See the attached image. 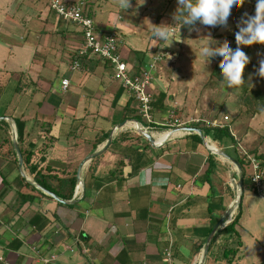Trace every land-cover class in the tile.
I'll list each match as a JSON object with an SVG mask.
<instances>
[{"label": "crops", "instance_id": "crops-1", "mask_svg": "<svg viewBox=\"0 0 264 264\" xmlns=\"http://www.w3.org/2000/svg\"><path fill=\"white\" fill-rule=\"evenodd\" d=\"M88 2L97 31L120 35V54L135 71L148 65V53L165 48L162 33L170 28L160 23L165 18L169 23L168 16L158 18L146 37L135 22L139 12L122 14V0ZM182 2L168 4L171 11L180 4L178 23ZM83 43L82 29L57 16L49 0H0V259L228 264L224 251L236 248L233 264H264V248L242 203L253 170L249 165L244 177L230 160L262 155L254 142L259 114L250 116L239 137L229 115L225 121L199 111L189 78L162 72L158 64L153 123L146 125L108 62L88 55L80 58V69L71 70ZM228 104L239 110L238 118L248 115L240 102ZM172 115L186 130L168 126ZM212 121L223 123L237 143L204 123ZM210 162L214 169L208 175ZM37 174L61 186L63 194L75 179L74 195L79 189L80 197L61 203L39 189ZM240 203L236 233L226 234Z\"/></svg>", "mask_w": 264, "mask_h": 264}, {"label": "rangeland", "instance_id": "rangeland-1", "mask_svg": "<svg viewBox=\"0 0 264 264\" xmlns=\"http://www.w3.org/2000/svg\"><path fill=\"white\" fill-rule=\"evenodd\" d=\"M122 1L125 9L122 14L139 12L135 22L141 23L146 37L152 34L158 18L168 16L169 23L165 18L160 23L162 28L173 26L176 31L172 35L170 29L162 33L168 35L164 38L165 48H161L168 56L159 63L163 67L161 71L190 79L194 105L205 117L225 119L229 115L230 122L235 121L238 127L236 134L241 137L240 132L248 125L250 116L259 114L258 126L254 123L257 128L254 142L260 144L259 151L264 155V0H183L178 12L187 10V15H181L184 18L179 23L175 17L180 4L171 11L170 0ZM189 13L206 17L195 21L189 18ZM190 25V31H186ZM147 56L150 57L149 53ZM216 71L225 73L227 79L219 80ZM238 102L248 110V115L238 118L239 110L228 104L238 105ZM225 140L231 143L232 138ZM226 154L233 155V151ZM242 203L249 214L248 221L253 222L251 231L258 235L263 249L264 197L246 182Z\"/></svg>", "mask_w": 264, "mask_h": 264}, {"label": "built area", "instance_id": "built-area-1", "mask_svg": "<svg viewBox=\"0 0 264 264\" xmlns=\"http://www.w3.org/2000/svg\"><path fill=\"white\" fill-rule=\"evenodd\" d=\"M49 6L50 9L61 19L74 23L82 29L84 43L77 53V59L72 63L71 70L74 71L80 69L82 66L80 58H85L88 55L99 57L108 62L113 70L114 79L121 82L124 89L132 94L142 122L146 125H151L153 123L152 104L154 100V73L157 65L164 57L168 56V53L160 48L158 51L150 55V61L146 67H142L139 71H135V69L130 67L120 54V35L116 32H112L102 36L97 31L95 19L89 13L88 0H77L73 3H70L68 0H49ZM174 31V29H170V35H172ZM167 36L168 35H163L164 38ZM62 84L64 90H67L69 80H63ZM224 120L227 121L228 117H225ZM136 122L137 123H135L134 126L139 127L141 124L138 121ZM194 122L199 123L200 121ZM204 123L207 126L217 129L225 128L223 123L219 121ZM168 126L174 129H183L185 124L172 115ZM142 129L148 133L146 128L143 127ZM242 158L253 170L251 175L252 188L257 193L261 194L264 186V170H261L260 162L250 153H245ZM79 197L80 191L77 189L74 195V200ZM170 258L171 256L168 254V262H170ZM0 260L4 262L3 264H9L2 258ZM55 260L56 257L52 256L51 259L42 260L41 264H53Z\"/></svg>", "mask_w": 264, "mask_h": 264}, {"label": "trees", "instance_id": "trees-1", "mask_svg": "<svg viewBox=\"0 0 264 264\" xmlns=\"http://www.w3.org/2000/svg\"><path fill=\"white\" fill-rule=\"evenodd\" d=\"M237 1L238 2H240V1L242 2V0H237ZM215 6H218V2H216ZM214 9H216V8L214 7ZM183 14L187 15V10H185V11L181 10L179 12V14H178V19H180V18L183 19L184 16H181ZM204 17H206V16H204L202 14L195 13L192 16L190 15L189 18H193V19H195V21H201ZM195 21L193 23H195ZM190 29H191V25L189 27H187L185 30L186 31H190ZM224 62H226V61H224ZM216 77H218V79L221 80V81H225L227 79L226 78L227 75L225 73L219 74L217 71H216ZM196 126L197 127H194V129H200L198 127V125H196ZM201 129L203 130L204 134H209V132H210L209 130L207 131V130H205L203 128H201ZM215 132H217L221 136L223 135L225 137H231L232 138V142L234 144H236L235 139L233 138V136L231 135V133H230V131H229V129L227 127L224 128V129H218ZM250 154L253 155L257 159L255 154H253V153H250ZM257 160L260 162V166H261V170H262L264 168V155H259ZM24 161L27 162L28 160L24 159ZM236 161L239 164V166L242 167L243 172H244V177H245L246 176L245 171H246L247 167H249V164L246 163L243 159H239V158H236ZM213 169H214V166L212 165V162H210V166H209V169L207 171V174L209 175ZM32 170H33V167H32ZM36 183L42 189H44L45 191H47V192H49L51 194L56 195L61 200H72L73 199L74 190H75V186H76V180L75 179H72V180L69 181L70 188H69L68 194H63V190H62L61 186L54 188L52 185L48 184L46 178L44 176L39 175V174H37V176H36ZM59 184L61 185V183H59ZM241 217H242V203L239 204L238 212L235 215L233 221L224 229L223 232L226 233V234H235L236 233L235 228H236V226H238ZM237 254H238V249L229 248V249H225L223 256H224L225 259H227L228 264H233V259H234V257Z\"/></svg>", "mask_w": 264, "mask_h": 264}, {"label": "water", "instance_id": "water-1", "mask_svg": "<svg viewBox=\"0 0 264 264\" xmlns=\"http://www.w3.org/2000/svg\"><path fill=\"white\" fill-rule=\"evenodd\" d=\"M197 133H198L199 135H201V137H203V133H202L201 130H197ZM148 138H149V137H148ZM149 139H150V138H149ZM150 141L153 142L152 139H150ZM222 154H223L224 156H226L224 153H222ZM226 157H228V156H226ZM230 160H232L235 164H238L236 160H234V159H232V158H230ZM238 165H239V164H238ZM39 189H41L42 191H44L47 195H49V196L53 197L54 199L60 201L61 203H65V202L59 200V198H58L56 195L51 194V193L45 191L44 189H42V188H40V187H39Z\"/></svg>", "mask_w": 264, "mask_h": 264}, {"label": "bare ground", "instance_id": "bare-ground-1", "mask_svg": "<svg viewBox=\"0 0 264 264\" xmlns=\"http://www.w3.org/2000/svg\"><path fill=\"white\" fill-rule=\"evenodd\" d=\"M138 128V127H137ZM140 128V127H139ZM140 131L143 133V134H145V135H147V136H150L145 130H143V129H141L140 128ZM169 136V133L168 134H166V135H164V136H162V138L159 140V141H156V142H161V141H163V140H165L167 137ZM151 137V136H150ZM239 191V190H238ZM235 201H237V200H235Z\"/></svg>", "mask_w": 264, "mask_h": 264}]
</instances>
